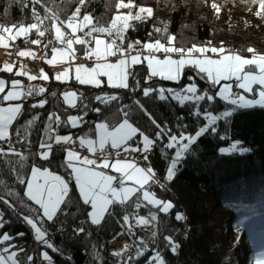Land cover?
<instances>
[{
  "label": "trees",
  "instance_id": "1",
  "mask_svg": "<svg viewBox=\"0 0 264 264\" xmlns=\"http://www.w3.org/2000/svg\"><path fill=\"white\" fill-rule=\"evenodd\" d=\"M212 2L213 0H208L205 4L203 0H172L170 4L168 0H135L137 5L151 7L154 15L145 22H134L135 27L125 33L123 46L126 47L128 43L137 40L142 44L157 39L166 43L168 36L174 35L177 47L190 48L194 44L203 46L209 41L212 46L219 47L223 41L225 49L231 52L237 53L248 47H254L258 52L264 53V19L253 14L257 10L256 6L249 0H215L221 8L219 15H216L211 8ZM43 3L58 11L61 19H66L75 10L77 0H43ZM115 3L116 0H88L86 6L81 9V16L86 12L91 13L99 24L107 25L116 12ZM172 4L175 5V9ZM5 8L8 10L6 15ZM36 8L43 17L44 8L41 5H36ZM249 8L252 11H248ZM31 9L30 0H0V23L31 24L35 22ZM161 21L167 24L166 33L163 31L157 33L154 30L156 27H163ZM44 23L51 27L50 21L45 20ZM149 33L152 35L149 36ZM34 35L35 31L27 39H31ZM24 41L25 38H21L16 42ZM74 47L77 53L82 55L87 48L86 45H74ZM159 54L162 56L161 59L165 55ZM46 55V57L50 56L49 53ZM129 72L132 83L130 87L134 88L131 93H123L122 90L127 89L112 88L107 85L94 87L80 84L75 80L59 82L50 79L35 83L34 94L23 99V101L29 99V102H12L23 105L20 115L10 127V136L16 152L20 153L19 149L23 147L22 155L25 159L21 161L20 156L9 153L4 163L0 164V180L3 181L0 184V196L12 205L0 202V217L3 218L0 234L7 233L12 238L0 244V249L8 247L9 252L16 251V258L20 264H27L29 262L27 257L29 255L33 257L35 254L32 237L34 229L26 223L24 216L36 218L37 214L34 210L39 206L24 195L26 186L15 180V174L11 172L12 167H15L26 179L30 178L33 166L60 173V166L67 169L66 153H63L55 143L56 135L73 134L74 137L82 135L94 138L97 123L107 122L116 125L124 118L123 112L128 113L127 118L133 126L141 129L150 138H155L158 129L141 110L140 105L155 118L157 123L171 129L172 134L179 135L181 131L194 134L198 127L206 123L202 116L193 115L197 107L195 101H186L181 105L171 99L167 92L165 95L169 98L161 100L158 91L145 97L143 89L162 87L180 91L182 85L194 83L198 87V94H202L205 91L215 93L220 87L202 79L201 74L191 66L184 68L178 82L155 77L146 79L145 67L140 69L137 66V70L132 67ZM48 73L50 74V70ZM0 77L8 82L12 79H21L25 84L23 87L29 89L26 86L28 80L22 76L0 71ZM41 87L46 89L44 93L38 92ZM64 92L77 93L76 107H69L64 103L61 106L60 101ZM105 95H116L119 99L102 103L94 98ZM41 99L47 101L45 107L33 108L32 105ZM229 107L231 105L220 100L219 97L214 102L207 100L199 102L201 111L208 108L213 114ZM96 108L101 111L97 113L94 110ZM53 111H57L61 117L59 123H51L48 120ZM76 114L81 117L82 123L78 127H71L67 117ZM29 120L33 121L31 125L28 124ZM17 129L20 130L19 137L16 134ZM51 129L55 132L51 133ZM49 135L53 137L52 140H48ZM21 136L25 138L23 144L18 142ZM222 136L226 138L221 139ZM139 138L141 137L138 134L129 143ZM42 141L53 145L47 160L37 155ZM236 141L240 142L241 147L250 151L243 154L220 153L221 148L229 147ZM165 143H167L166 137L163 141L157 142L154 149L148 153L149 159L153 161L157 179L165 186L161 188L159 184H152L149 190L159 199L174 204L169 213L159 212L158 208L147 205L146 202H142V206L137 209L133 197L126 204L112 207V214H106L100 224H92L86 212L84 218L80 217L81 200L73 185L69 192L71 197L69 205L62 213L57 214L53 225H49L46 219L42 222L38 221V226H42L47 233L53 235L54 248L59 251L49 249L47 246L46 248L57 263L107 264V239L121 229L127 228L135 215L154 213L158 216V220L155 221L158 230L156 246L164 256L166 264H238L237 258L240 256V261L243 263L249 260L248 257L244 258L241 251L243 239L249 241L253 250L259 249L260 252L250 260L252 264H257V259L264 253V108L240 109L227 121H218L217 133L212 134L209 131L198 138L192 146L194 151L178 166L171 182L164 179L170 162L166 156L170 158L175 149H164ZM9 192L13 194L8 195ZM89 209L87 206L86 211ZM177 213L184 214L186 224L184 219L176 220ZM126 214L130 217L129 224L122 219ZM73 225H83L85 232L75 234L71 228ZM183 228L187 230L185 237L182 236ZM164 236H171L179 244L177 255L167 250ZM141 249L144 250L145 255H148L143 246L133 240L130 264H144V256L136 258L137 251ZM67 257H70V260Z\"/></svg>",
  "mask_w": 264,
  "mask_h": 264
},
{
  "label": "snow or ice",
  "instance_id": "2",
  "mask_svg": "<svg viewBox=\"0 0 264 264\" xmlns=\"http://www.w3.org/2000/svg\"><path fill=\"white\" fill-rule=\"evenodd\" d=\"M88 0H77L75 10L68 15L66 19H61L60 13L53 8L48 7L43 3V0H30L32 4V18L35 22L31 24H11L7 25L0 23V47L5 49L6 55H12L11 46L17 38H25V42H30L34 45L41 44L40 39L27 38L35 31L38 37H44L49 30L54 33V40L63 47H53L51 49V59L45 57L46 63L52 65L57 62L68 63L75 60V48L74 45H87L89 47L85 50V58L94 60L91 67L79 64L75 66V80L80 84L94 85L100 87L106 77V82L109 87L128 89V77L130 75L128 71L129 63L131 65L143 64L146 61L148 71V79L152 77H159L165 80L179 81L183 69L186 66H191L198 73L201 74L202 79H206L211 85H220L221 81H234L235 87L242 90L240 92L233 91V83H224L217 92L211 93L205 91L204 94H198V87L194 83H190L187 86H181L180 91L174 89L164 88H150L145 87L143 89V95L148 97L153 92L158 91L159 98L161 100H167L169 97L165 95V92L169 93L171 99L177 101L179 104L184 105L186 101L196 102V111L193 115L200 117L206 121L205 124L198 127L194 134H186L181 131L179 135L172 134L171 129L163 127L157 123L154 117L147 112L146 109L140 105L142 111L148 116L151 123L158 129L155 132V138H150L141 129L133 126L129 122L128 113L123 112V119L116 125H110L107 122H100L95 125V132L98 135V141L92 139L80 138L79 143L81 146H87L89 152L95 154L99 149L101 158L99 163L97 159H89L88 157H81V155L74 150H66V163L65 166L71 170V175L74 176L75 185L79 190V199L84 206H88L90 211H86L87 216L90 218L92 224H100L106 214L111 215V208L117 204L123 205L135 197L133 203L135 207L139 209L142 206V202H146L147 205H152L158 208L159 212L169 213L174 207L171 201H164L159 199L156 194L149 190L152 184H159L161 188L165 185L160 183L157 179L155 169L151 166L148 153L152 151L159 141H163L167 138V143L163 144V148L166 150L175 149L174 154L169 158L168 167L165 171L164 179L171 182L176 174L178 166L194 151L192 146L197 142L198 138L203 136L209 131L212 134H216L218 130V121H227L238 109L241 108H264V53L258 52L254 47H248L246 51L251 53L250 57H245L239 53L231 52L225 49L224 42L221 41L219 47L212 46L211 41L206 45L198 46L192 45L190 48L175 46V36L170 35L167 38L166 43H162L157 39L153 42L141 43L137 40L134 43H128L126 47L123 46L125 39V33L134 28L132 21L145 22L154 15V10L151 7L144 5H137L135 0H116L114 13L111 20L107 25L99 24L95 17L91 13H84L81 16V9L86 6ZM206 4L208 0H203ZM249 2L256 6V11L253 13L256 17L264 19V0H249ZM168 3H172V0H168ZM36 5H41L44 8L43 17L37 11ZM173 9L175 5L172 4ZM211 8L218 14L221 11L220 6L215 3V0L211 3ZM121 9H128L127 12H122ZM132 9H136L135 13ZM7 8L4 9V14H7ZM248 11H252L251 8ZM45 20L51 22V29L42 27ZM163 27L154 28L155 32H167V24L161 21ZM87 29V31H85ZM77 33H83V36L77 35ZM152 34L149 33V36ZM107 36L111 39H104ZM91 38V39H87ZM121 41V43H117ZM52 41H49L51 44ZM94 44V46H92ZM137 46H140L139 50ZM48 45H45L47 48ZM136 52L135 55H130L131 52ZM147 55H144V52ZM215 54L216 58L208 56L207 53ZM156 53H164L163 59H161ZM199 54L194 55V54ZM20 57L33 56L31 51H17L15 53ZM171 54H176L178 58H173ZM119 57L115 62H112L110 57ZM0 71L8 73L13 72V65L4 63ZM71 67L65 68L62 72L55 75V79L58 81H65L70 77ZM15 75L23 76L27 75L29 80H36L37 76L28 75L24 71H18ZM40 78L47 81L49 76L40 69ZM138 83V82H137ZM6 81L0 79V93H5ZM11 89L7 91L5 95L0 97L3 101L10 102L7 107H0V141H10L9 129L13 125V122L17 119L22 111V103H11L13 101H21L27 96H32L36 91L34 88H29L27 93L20 90L21 83L19 80L11 81ZM134 90V89H133ZM45 88L38 89L39 93H44ZM247 94V95H245ZM55 95V93H53ZM231 105L223 111H219L213 114L212 110L208 108H199L200 101L214 102L216 98ZM251 97V98H250ZM97 101L102 103H108L109 101H116L119 99L116 95L95 96ZM64 101L71 107H76V92H64ZM47 101L41 99L36 104H33V108H44ZM139 104V101H137ZM86 107V105H85ZM97 113L101 110L99 108L94 109ZM80 117L68 116L67 120L73 127H76ZM48 120L51 123H59L61 117L56 114H50ZM32 120L28 121L31 125ZM181 127H186L181 125ZM17 137L20 136V130H16ZM139 134L142 139L139 143L132 147L129 142L133 141ZM221 139L226 137L222 136ZM53 137L49 135L48 140H52ZM54 141L57 145L62 143H71V136L56 135ZM98 145V148H97ZM41 149H47V151H41L40 157L44 160L49 158L53 145L47 141L40 143ZM123 153H139L142 159L147 163L146 167H141L135 160V158L129 160L120 158ZM115 151V157L112 156V152ZM222 154L239 152L241 154L250 151V149L241 147L240 142L236 141L227 148H221L219 150ZM9 153L20 156L21 161L25 157L16 152V149L10 144L7 152L4 148L0 147V157L8 155ZM163 154V153H162ZM9 163H11L9 161ZM99 169V170H98ZM104 169H110L111 171L119 174V179L116 175L108 174L103 171ZM11 172L15 174V180L22 185L26 186L24 195L38 205L35 209L37 216L25 215L24 220L35 231V238L37 241L42 242L49 249L59 251L55 249L53 244L47 239V232L38 226V221H53L54 217L58 213H62L64 208L68 207L71 197L69 196V183L61 175L54 174L47 169L43 171L33 166L31 168L30 178L26 179L22 177L15 167L11 168ZM116 182V186H114ZM127 182H131L133 186H125ZM3 181L0 180V184ZM148 186V187H146ZM13 193L9 192L8 195ZM0 202L12 206L8 200H5L0 196ZM62 205L64 207H62ZM176 220H183L185 217L182 213L176 214ZM126 224H129V215L122 217ZM158 220V216L154 213H150L148 218L137 217L135 223L140 226L155 225L153 222ZM3 227V218L0 217V228ZM131 229V224H129ZM75 234L85 232V228L80 226L75 228ZM22 235V234H21ZM157 233L154 231L152 234V241L156 239ZM12 239L9 234H0V244ZM144 249L148 248V244L144 241L143 237L138 238ZM166 247L173 255L178 254L179 244L173 240L171 236H164ZM130 246L128 244L123 245L121 252L112 253L113 256H121L123 251H126ZM20 251H24L20 249ZM43 259L51 261L52 257L47 251L42 253ZM144 256V264H166L164 256L159 250H154V255L150 252L145 255L143 249L137 251L136 258ZM17 252H9L8 247L0 249V264H20L17 260ZM28 261H33V257L29 255ZM132 257H129L131 260ZM257 264H264V253L257 259Z\"/></svg>",
  "mask_w": 264,
  "mask_h": 264
},
{
  "label": "rangeland",
  "instance_id": "3",
  "mask_svg": "<svg viewBox=\"0 0 264 264\" xmlns=\"http://www.w3.org/2000/svg\"><path fill=\"white\" fill-rule=\"evenodd\" d=\"M121 11L122 12H127L128 11V9H121ZM132 11L135 13V11H136V9H132ZM214 12H215V10H214ZM220 13V12H219ZM219 13L217 14L216 12H215V14L216 15H219ZM134 22H136V21H132L131 23L132 24H134ZM138 22V21H137ZM86 31H87V29H85ZM77 35H80V36H83V34H81V33H77ZM104 39H107V38H109V37H107V36H104L103 37ZM18 39H21V38H17V40ZM87 39H91V38H87ZM109 39H111V38H109ZM16 40V41H17ZM15 41V42H16ZM135 41H132L131 43H134ZM117 43H121V41H117ZM59 44V43H58ZM123 44H124V41H123ZM59 45H61V44H59ZM62 47H63V45H61ZM92 46H94V44L92 45ZM86 47H89V46H87L86 45ZM137 47H140V46H137ZM75 48V54H76V47H74ZM0 68H2L3 67V64L4 63H8V64H11V65H13V72L12 73H16V72H18V71H24L25 73H27L28 75H34V76H37V79L36 80H29L28 79V76L27 75H23L22 77H24V78H26L27 80H28V82H27V87L28 88H33L34 87V85H35V83L36 82H42V81H45V80H43V79H41L40 78V70L37 68V65H36V63L38 64V62H42V69L44 70V72L49 76V80L50 79H53V80H55V81H58V80H56L55 79V75L57 74V73H59V72H62L65 68H69V67H71V71H70V77H69V79H67V80H65V81H59V82H69V81H71V80H75V71H74V69H75V66L76 65H79V64H82V63H74V61H70V62H68V63H64V62H57V63H55V64H52V65H50V64H48V63H46V61H45V57L47 56L46 54H50V56L49 57H47V59H51V56H52V52H51V49L52 48H49L47 51H45L44 53H42V54H39V52L37 51V50H32V49H30V48H22L21 50H23V51H31V52H33L34 53V57L33 56H28V57H20V56H18V55H16V54H14V57H12V55H6V52H5V49L4 48H2V47H0ZM18 51H20V49L18 50ZM229 51H231V50H229ZM194 55H199L198 53L197 54H194ZM207 55L208 56H211V57H213V58H216V56L215 55H213L212 53H207ZM83 56L85 57V53L83 54ZM246 57H249V56H246ZM163 59V58H162ZM94 61V60H93ZM94 63V62H93ZM137 66H139L140 67V69L141 68H144L145 67V69H146V74L147 75H145L146 76V79L148 78V69H147V66H146V61L143 63V64H138V65H131V63H129V67H128V71H130V69H132V67H135V69L137 70ZM187 67V66H186ZM48 70H50V74L48 73ZM183 71H184V69H183ZM130 73V72H129ZM183 73V72H182ZM131 74L129 75V77H128V84H129V87H130V85L132 84L131 83ZM183 77V76H182ZM155 78H159V77H155ZM0 79H3V78H1L0 77ZM103 80H104V83L102 84V85H107V82H106V77L105 78H102ZM160 79V78H159ZM5 81H6V88H5V93H0V97L1 96H3V95H5L6 93H7V91H9V90H12L11 89V82H8V80H6V79H4ZM12 80H19L20 81V83H21V89L20 90H22V91H24L25 93H27V91H28V89H26V88H24L23 86L25 85L24 84V82H23V80H21V79H12ZM162 80H165V79H162ZM180 80V79H179ZM76 81V80H75ZM165 81H171V82H177V81H172V80H165ZM224 83H233V91L234 92H240V93H242V90H240V89H238V88H236V90H234V88H235V82L234 81H221V84H220V87L224 84ZM85 85H87V84H85ZM101 85V86H102ZM90 86H94V85H90ZM108 86V85H107ZM94 87H96V86H94ZM219 87V88H220ZM113 88V87H112ZM219 88H218V90H219ZM120 89H122V88H120ZM202 94H204V93H202ZM201 94V95H202ZM245 95H247V94H245ZM251 98V97H250ZM24 99V98H23ZM23 99L21 100L22 102H23ZM62 100H63V103L65 104V105H67V106H69L65 101H64V99H63V94H62ZM10 102H7V101H3L2 99H0V107H7L8 106V104H9ZM12 103V102H11ZM75 103L77 104L78 103V100L76 99V101H75ZM69 107H71V106H69ZM255 108H260V107H255ZM241 109H249V108H241ZM238 110H240V109H238ZM69 116H77V117H80L79 115H69ZM81 118V117H80ZM68 121V120H67ZM69 122V121H68ZM70 123V122H69ZM81 123H82V120L80 119L79 121H78V124H77V126L76 127H78V126H80L81 125ZM70 125H71V123H70ZM71 127H73L72 125H71ZM9 133H10V129H9ZM65 135H67V136H71V137H74L75 135H73V134H62V136H65ZM79 140H80V138L81 137H83L84 139H92V140H97L98 141V135L96 134L95 135V137L94 138H90V137H84V136H82V135H80V136H76ZM142 138H139L138 140H136L135 142H132V143H129L132 147H135L138 143H139V141L141 140ZM85 147V150H87V153L85 154V155H81V157H88L89 159H95V156L94 155H92L93 153H91V152H89L88 151V149H87V146L85 145L84 146ZM97 148H98V145H97ZM224 148H227V147H224ZM39 149H41V148H39ZM20 150V149H19ZM99 150V149H98ZM5 151H6V149H5ZM41 151H47V149H41ZM38 152V151H37ZM221 153V152H220ZM235 154V153H234ZM38 155V154H37ZM65 161H66V159H65ZM97 162L99 163V160H97ZM3 163V161H2V159L0 158V164H2ZM68 169V168H67ZM42 171L44 170V169H41ZM47 170H49V169H47ZM69 170V172L71 173V170L70 169H68ZM99 170V169H98ZM50 171V170H49ZM103 171H105V172H107L108 174H111V175H116V176H119V174H117V173H115V172H113V171H111L110 169H104ZM51 172V171H50ZM53 173V172H52ZM54 174H58V175H60L59 173H54ZM72 177L74 178V176L72 175ZM65 179V178H64ZM66 180V179H65ZM166 181V180H165ZM115 186V185H114ZM125 186H133V187H135V185H133L131 182H127L126 183V185ZM74 188L76 189V191H77V193H78V195H79V190H78V187L75 185V180H74ZM69 189H70V186H69ZM152 206V205H151ZM154 207V206H153ZM11 209H12V207H11ZM86 209H87V206H84L83 204H82V201L80 202V210H81V212H84V214H85V212H86ZM13 210H15V209H13ZM89 211H90V209H89ZM142 214V213H141ZM81 215V214H80ZM183 216H184V214H183ZM185 217V216H184ZM55 218V217H54ZM46 219V218H45ZM89 220H90V218H89ZM54 221V220H53ZM53 221H52V224H50L49 223V221H47L48 222V224L49 225H53ZM130 221V220H129ZM184 222H186V217L184 218ZM186 224V223H185ZM79 226H82V227H84L83 225H79ZM74 230V229H73ZM186 229L185 228H183V230H182V236L183 237H185V235H186ZM81 234V233H80ZM50 235V233H47V236H49ZM35 236H36V234H35V231H33V240H34V248H35V254H34V256H33V261L31 262L32 264H34V262H36V260H37V253H38V255H39V253L41 252V253H43L44 251H47L48 253H49V255L53 258V256L51 255V253L48 251V249L46 248V245H44L42 242H40V241H37L36 240V238H35ZM111 238V237H110ZM131 241L133 242V240H135L136 241V239H135V235H132L131 237ZM156 238H158V233H157V236H156ZM109 239V238H108ZM155 241H157V239L155 240ZM36 242H38V246L36 247ZM116 242V241H115ZM137 242V241H136ZM137 243H139V242H137ZM140 244V243H139ZM141 245V244H140ZM54 246V245H53ZM37 249H38V251H37ZM108 249V248H107ZM132 250H133V248H132ZM132 250H131V252H130V257H131V254H132ZM107 251V250H106ZM241 251L243 252V256H244V258L246 259V257H248V259L249 260H246L245 262H241L240 261V259H241V256L240 257H238L237 258V263L238 264H252V262H250V260L251 259H253L260 251H259V249H255V250H253L252 249V247H250V243H249V241L246 239H243L242 240V249H241ZM41 257H43L42 256V254H41ZM106 257H107V252H106ZM54 259V258H53ZM67 259H69L70 260V257H67ZM130 261L131 260H129L128 261V263L127 264H130ZM106 262H107V259H106ZM226 262H227V260H226ZM28 264V263H27Z\"/></svg>",
  "mask_w": 264,
  "mask_h": 264
},
{
  "label": "built area",
  "instance_id": "4",
  "mask_svg": "<svg viewBox=\"0 0 264 264\" xmlns=\"http://www.w3.org/2000/svg\"><path fill=\"white\" fill-rule=\"evenodd\" d=\"M42 27H47L49 29H51V27H48L45 23ZM31 39H40L41 40V44L39 45H34V44H31L30 42H15L12 44L11 46V51H12V57H14V54L20 49L22 48H30L32 50H37L40 54L44 53L45 51H47L49 48H53V47H62L61 45L58 44V42H56L54 40V33L53 31L49 30L48 32H46L45 36L44 37H38L37 34L35 33L34 37H32ZM31 39H28V40H31ZM49 41H52L51 44H49ZM45 45H48L47 48H45ZM139 50V49H138ZM237 53H239L240 55L242 56H251V53H248L246 50H241V51H238ZM136 52H131L130 55H135ZM144 55H147V52L145 51L143 53ZM156 55H158L159 57H162L161 54L159 53H156ZM173 56V58H178L176 56V54H171ZM119 57H110L109 59L112 61V62H115ZM76 62L78 63H82V64H85L89 67H91L93 65V60H89L87 58H82L78 55H76ZM37 65V68L40 70L42 69V62H38V64L36 63ZM133 87H130L129 89L127 90H122L123 93L125 92H133ZM54 114L58 115L56 112H54ZM52 133H54V130H51ZM20 143H23L25 138L24 136H21L20 138ZM11 145L13 144V142L10 143ZM61 151L64 153L66 152V150H74L76 152H78L80 155H85L87 153V151L85 149H83L79 143L78 140L76 139H72V142L71 143H68V144H65V145H59L58 146ZM4 149H6V152L9 148V146H4L3 147ZM23 147L20 148L19 152L20 154H23ZM112 152V156L115 157V151L116 150H110ZM122 151V149H121ZM41 152V149H38V152L37 154L39 155V153ZM95 156V159L99 160L101 158V154L100 152H96L94 154ZM5 156L3 157H0L4 163L5 161ZM120 158H125V159H133L135 158L136 162L141 166V167H146L147 166V163L150 162L151 163V166L154 168V165H153V161L151 159H149L148 162H145L143 159H142V156L139 154V153H123L122 151V156ZM2 163V164H3ZM60 166V165H59ZM61 174L66 178V180L68 182H71V176L68 172H66L65 170H61ZM119 179V177H118ZM114 185H116V182H114ZM85 214L84 212L81 213L80 217H83L84 218ZM137 217H145V218H148L149 217V214H146V213H142V214H137L133 217L132 219V222H131V229H129V226L127 228H124V229H121L120 231H118L115 235H113L111 238L107 239V263L108 264H127L128 261H129V257H130V252L132 250V242H131V236L132 235H135V239L137 242L140 243L139 241V237H143V238H147L150 240V243H147L148 244V248L150 250V252L154 255V250H158L157 248H155L153 246L154 242L156 241H152V234L153 232L155 231L156 233H158V230H157V227L155 225V222H153V224L155 225V227H153V225H148V226H140V225H137L135 223L136 221V218ZM50 224H52V221H49ZM186 222H184L185 224ZM77 227H80L79 225L76 226V225H73L71 228L72 229H75ZM46 239L53 244V235L50 234L49 236H46ZM156 240V239H155ZM116 241V242H115ZM125 244H128L130 247L126 250V251H123L122 252V255L121 256H113L112 253L114 252H117V249L121 248L123 249V245ZM141 244V243H140ZM38 246V242H36V247ZM38 251V249H37ZM122 251V250H121ZM119 251V252H121ZM45 252V251H44ZM41 252L36 254L37 255V260L36 262H34V264H58L56 262L55 259L52 258L51 261H46L43 259V257H41ZM28 264H30V262H28ZM32 264V263H31Z\"/></svg>",
  "mask_w": 264,
  "mask_h": 264
},
{
  "label": "bare ground",
  "instance_id": "5",
  "mask_svg": "<svg viewBox=\"0 0 264 264\" xmlns=\"http://www.w3.org/2000/svg\"><path fill=\"white\" fill-rule=\"evenodd\" d=\"M107 39H109V38H107ZM75 55H78V56H80V57H82V58H85L82 54H79V53H77L76 52V54ZM11 137V136H10ZM20 141L21 140H19L18 142L20 143ZM11 142H13V140H12V138L10 139V141H0V147H4V146H9L10 145V143ZM20 144H23V143H20ZM67 181V180H66ZM68 182V181H67ZM69 183V186H70V190H69V192L72 190V188H73V185H74V178L73 177H71V182H68ZM116 186V185H115ZM14 212H16V210H14ZM61 228V227H60ZM61 229H63V228H61ZM157 239V238H156ZM144 241L145 242H147V243H150V240L149 239H147V238H144ZM132 242V241H131ZM142 245V244H141ZM143 246V245H142ZM153 246L155 247V248H157V246H156V242H154V244H153ZM132 248H133V242H132ZM122 249L121 248H119V249H117V252H119V251H121ZM146 250V252L149 254L150 253V250H149V248H147V249H145ZM108 264V263H107Z\"/></svg>",
  "mask_w": 264,
  "mask_h": 264
},
{
  "label": "water",
  "instance_id": "6",
  "mask_svg": "<svg viewBox=\"0 0 264 264\" xmlns=\"http://www.w3.org/2000/svg\"><path fill=\"white\" fill-rule=\"evenodd\" d=\"M208 87H210V86L208 85ZM29 101H30L29 99L24 100V102H29ZM60 104H61V106H63V101L62 100L60 101Z\"/></svg>",
  "mask_w": 264,
  "mask_h": 264
}]
</instances>
